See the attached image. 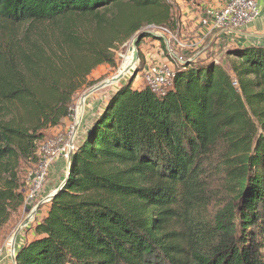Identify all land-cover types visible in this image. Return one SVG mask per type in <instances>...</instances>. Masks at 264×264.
I'll return each mask as SVG.
<instances>
[{
    "label": "trees",
    "instance_id": "obj_1",
    "mask_svg": "<svg viewBox=\"0 0 264 264\" xmlns=\"http://www.w3.org/2000/svg\"><path fill=\"white\" fill-rule=\"evenodd\" d=\"M173 4L0 0V233L89 76L135 38L140 72ZM242 39L227 68L175 60L162 92L106 96L14 264H264V42Z\"/></svg>",
    "mask_w": 264,
    "mask_h": 264
},
{
    "label": "rangeland",
    "instance_id": "obj_2",
    "mask_svg": "<svg viewBox=\"0 0 264 264\" xmlns=\"http://www.w3.org/2000/svg\"><path fill=\"white\" fill-rule=\"evenodd\" d=\"M172 2H174V6H173V23L168 27V30L171 34V37L166 38V40L164 41L163 39V44L156 43L152 40H148L142 43L141 47H140V51H141V55L144 56V61H145V67L146 66H170L172 65V63H175L176 58H179L181 60H185L188 59V61L190 59L194 60L196 59L195 57H193L194 53L196 52V48L199 46L200 42L199 40L203 37V36H199L197 38L194 39H190V37H186L184 33H182V28H181V23H180V12L178 10V4L176 3L175 0H170ZM208 15V13H207ZM176 21H179L180 25L176 24ZM153 27H149L147 28V30H149L150 32H153ZM155 35L158 33H154ZM252 38H256V37H252ZM189 39V40H188ZM208 38H205L204 41H202L201 45L198 47L200 48L201 46H203L204 44H206ZM179 43L181 44V46H179ZM185 44H187V46H185ZM131 45V41L125 45L124 47L120 48L117 52H116V68L115 69H111L108 66H101L99 68H97L90 76H89V81L93 82L92 86L89 88H85L83 89L81 92H79L77 94V96L75 97L74 100V105H73V115L71 117V128H72V135L74 134L75 136V142H76V146L79 143V141H81V138L85 135V129L87 127V125L89 124V122H91V119L94 117V115L99 112L100 108L102 107L103 103L106 100V96H108L112 91H114L115 89H117L119 86L126 84L133 76H136L133 86L134 87H142L144 85V75L145 72L147 71L145 67H143V69L140 72H136L138 69L140 70L141 66H139V61H137L136 65L134 66V68L131 70L130 72H128L126 74V76H124L119 82L115 83V84H111L105 87H101L95 91L91 90L96 87L99 86L100 84H102L103 82L111 79L112 77L116 76L117 73L119 71H121L122 65L124 63V60L128 57L131 56L132 54L129 53V48ZM227 42L222 41L220 44H216L215 45V50L212 49L210 52L207 53L208 57L211 58L212 60H215L216 63H220L222 64L224 67L227 68L228 65V57H227V53H226V46H227ZM179 47V48H178ZM197 48V49H198ZM195 50V51H194ZM174 69V67H173ZM134 72L135 75H134ZM86 95V98L84 100V108H83V113L82 116L80 118V123L78 125V127L76 128V111L78 109V104L80 99L82 98V96ZM64 126L65 124L63 123L61 125V127L59 129H57V131H55L54 133H48V140L49 139H53V138H66V134H64ZM60 132V133H58ZM62 160V163H66V161H64L62 158H57ZM56 160V159H55ZM53 164V163H52ZM51 164V166H52ZM66 165V164H65ZM50 166V168H51ZM50 170V169H49ZM49 173V172H48ZM63 173V172H62ZM62 173L60 175H62ZM62 177L60 176L59 180ZM47 185V184H46ZM45 187V185H44ZM49 196V195H48ZM46 196L44 198L43 201H45V199L48 197ZM38 197L36 200V204H39L38 201ZM46 204H48L47 202H43L40 207L43 205L45 206ZM39 207V208H40ZM29 211L28 213H25V210L20 211L17 215L13 216L10 220V222L8 223L7 226H5L2 231V241L0 242V245H6V253L11 257V250H8V242L7 240H11L12 235L15 234L16 231H18L19 235H24L25 231L27 230V228L31 225L34 224V219L37 218V215H33V217L29 220L28 223H26V225L22 228L19 229V226L21 225V223L26 219V217L29 215ZM29 235H25L24 237V241L27 239ZM23 241V243H24ZM16 249V247H15Z\"/></svg>",
    "mask_w": 264,
    "mask_h": 264
},
{
    "label": "built area",
    "instance_id": "obj_3",
    "mask_svg": "<svg viewBox=\"0 0 264 264\" xmlns=\"http://www.w3.org/2000/svg\"><path fill=\"white\" fill-rule=\"evenodd\" d=\"M260 14L259 0H228L224 7L212 12V31L228 34L237 32L257 20ZM152 29L164 41L166 38L171 37L167 29L154 27ZM178 62L182 63V60L178 59ZM145 68L147 71L143 77L144 83L152 91L162 92L172 78L173 68L170 66H146ZM233 86H237L235 82H233ZM71 126L72 124L69 127L66 138L49 139L41 146L39 162L35 168L27 172V190L23 202V210L32 212L35 208L37 197L46 184L50 166L55 159L62 158L67 161L75 150V133L72 135ZM7 242L8 250L10 251V239ZM5 253L6 245H0V264L5 257Z\"/></svg>",
    "mask_w": 264,
    "mask_h": 264
},
{
    "label": "crops",
    "instance_id": "obj_4",
    "mask_svg": "<svg viewBox=\"0 0 264 264\" xmlns=\"http://www.w3.org/2000/svg\"><path fill=\"white\" fill-rule=\"evenodd\" d=\"M178 4V10L180 12V23L182 28V33L185 34L186 37H190V39L197 38L199 36H203L199 42V46L201 45L202 41L205 38H208L206 44L201 46L200 48H196V52L194 53L193 57L195 58H203L207 56V53L210 52L212 49L215 50V45L220 44L222 41L230 43L234 40H243L242 38L253 39L252 37L256 36H264V0H259V7H260V17L255 20L253 23L248 24L247 26L241 28L234 33H223L212 31V12L221 9L225 6L228 0H197L194 3L190 2L187 3L184 0H175ZM208 13V15H207ZM177 25L179 21H176ZM257 39H262L264 42V37H256ZM189 40V39H188ZM158 43L157 41H154ZM181 44L179 43V46ZM187 46V44H185ZM179 48V47H178ZM195 51V50H194ZM179 58H176L178 61ZM173 68V65H171ZM64 134H67L69 131V127L71 125V118L66 119L64 121ZM60 128V127H59ZM56 128L52 130L50 133H54L57 131ZM60 133V132H58ZM66 164V163H65ZM62 163L61 159H56L48 173V177L46 180L45 187L40 191L38 195V203L44 202V198L50 195L63 181L66 175V165ZM63 172V173H62ZM62 173V175H60ZM60 176L62 177L60 180ZM47 205H43V207L39 206L40 208L37 209L35 215L37 218L34 221H38L47 211ZM23 210V209H22ZM30 227V226H29ZM25 231L24 235H16L14 246L18 248L20 245L23 244L25 235L28 234V229ZM2 241V232L0 233V242ZM16 250V249H15ZM1 264H12L11 257L5 253V257L2 260Z\"/></svg>",
    "mask_w": 264,
    "mask_h": 264
},
{
    "label": "water",
    "instance_id": "obj_5",
    "mask_svg": "<svg viewBox=\"0 0 264 264\" xmlns=\"http://www.w3.org/2000/svg\"><path fill=\"white\" fill-rule=\"evenodd\" d=\"M256 37H264V36H256ZM137 38L133 39L131 41V45H130V48H129V51L132 53V60H131V64L130 66L128 67L127 71L130 69V68H134V66L136 65L137 61H138V51L136 49V43H137ZM189 61H192V59H190ZM126 71V72H127ZM134 75H135V72H134ZM124 74L122 73H119L117 74L116 76L112 77L111 79L103 82L102 84H100L99 86H96L94 87L92 91H95L101 87H105V86H108V85H111V84H115L117 82H119L122 78H123ZM86 98V95L82 96V98L80 99L79 101V107L82 109L83 105H84V100ZM98 113V112H97ZM97 113L94 115V117L91 119V122H89V124L87 125L86 127V132L87 130L89 129V127L91 126L93 120L96 118L97 116ZM76 128L78 127V121L80 120L81 118V115L79 116L78 115V112L76 111ZM70 157L71 155L68 157V160L66 161V175L68 174L69 172V168H70ZM63 183V182H62ZM62 183L45 199L44 203L47 202L49 203L53 198L54 196L56 195V193L60 190L61 186H62ZM43 202H41L40 204L36 205V207L32 210V212L29 213V215L26 217V219L21 223V225L19 226V229H22L26 223L29 222V220L33 217V215H35L37 209L39 208V206L42 204ZM25 213H28L27 210H25ZM18 234V231L15 232L14 235H12V238L10 240V248H11V259H12V264H14V260H15V246H14V241H15V238H16V235Z\"/></svg>",
    "mask_w": 264,
    "mask_h": 264
},
{
    "label": "bare ground",
    "instance_id": "obj_6",
    "mask_svg": "<svg viewBox=\"0 0 264 264\" xmlns=\"http://www.w3.org/2000/svg\"><path fill=\"white\" fill-rule=\"evenodd\" d=\"M129 53H131L130 51H129ZM132 54V53H131ZM131 60H132V57L131 56H128L125 60H124V63H123V65H122V70L121 71H119L117 74H119V73H122V74H124V76H126V74L128 73V72H130V69L132 70L133 68H130L128 71H127V69H128V67L130 66V64H131ZM127 71V72H126ZM123 76V77H124ZM83 108H84V106L82 107V109L79 107V104H78V109H77V112H78V115L80 116H82V113H83ZM80 121L81 120H79L78 121V125H79V123H80Z\"/></svg>",
    "mask_w": 264,
    "mask_h": 264
}]
</instances>
